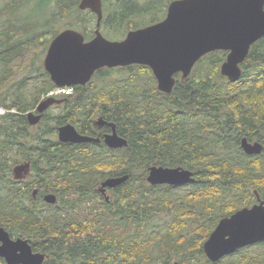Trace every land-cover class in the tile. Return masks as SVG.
<instances>
[{
	"label": "trees",
	"instance_id": "1",
	"mask_svg": "<svg viewBox=\"0 0 264 264\" xmlns=\"http://www.w3.org/2000/svg\"><path fill=\"white\" fill-rule=\"evenodd\" d=\"M171 1L103 0L101 31L109 39H122L131 29L162 20ZM79 2L1 3L0 106L16 107L18 112L0 114V224L12 235L27 238L34 251L47 253L44 264H264V246L244 247L218 262H211L203 252L218 219L245 204L249 193L239 196L216 183L221 162L217 155L239 144L236 126L253 130L246 134L264 140V37L252 45L236 82L220 72L228 54L225 50L205 54L186 79L177 74L171 93L158 89L146 65L104 68L102 75H95L80 89H100L86 92L95 97L87 109L106 105L99 114L116 123L127 146L58 145L52 139L42 144L40 137L52 128L40 125L33 132L24 112L54 86L41 61L61 31L54 24L71 15L67 27L80 30L87 40L95 36L97 15L79 9ZM27 54L29 69L14 80L15 90L9 95L4 84L12 79L14 65ZM106 96L109 100L104 102ZM79 103L68 99L61 105L62 123L73 119ZM233 105L253 108L233 109ZM74 122L85 130L94 129L85 116L74 117ZM22 156L33 159L36 175L25 187L11 175L12 164ZM153 164L188 168L196 174V181L179 187L152 185L147 176ZM54 174L61 185L59 203L45 204L42 191L34 199L33 186H42L43 179ZM124 174L129 178L111 189L107 201L97 190L99 182ZM171 197L178 201L172 203ZM82 206L88 207L87 213L78 212ZM187 232H192L191 237H186ZM179 238L188 239L186 244L183 240L184 247L176 241Z\"/></svg>",
	"mask_w": 264,
	"mask_h": 264
},
{
	"label": "water",
	"instance_id": "2",
	"mask_svg": "<svg viewBox=\"0 0 264 264\" xmlns=\"http://www.w3.org/2000/svg\"><path fill=\"white\" fill-rule=\"evenodd\" d=\"M79 8L97 14L95 37L86 41L79 30L67 28L54 37L44 58L45 69L59 86L86 84L100 68L143 64L152 68L158 88L171 93L177 73L190 75L197 61L215 50H226L228 55L221 64V74L231 82L242 76L241 64L245 62L251 46L264 36V0H174L168 7L164 20L144 28L131 30L122 40H111L101 30L102 0H81ZM53 98L41 102L43 112ZM60 102V101H56ZM41 115L29 114L31 123ZM63 142H88L94 138L80 135L71 124L60 128ZM98 140V139H97ZM111 148L128 144L126 138L114 133L106 136ZM247 152H261L260 143L243 139ZM29 163L14 168L16 178L24 177ZM147 181L152 185H186L195 181L193 172L183 167L151 165ZM129 174L112 176L104 180L102 192L124 183ZM45 199L55 202L54 195ZM109 199V197H108ZM264 240V203L244 208L220 220L204 243V252L212 261H219L238 249ZM0 257L6 264H44L49 255L34 251L28 239L13 238L0 225Z\"/></svg>",
	"mask_w": 264,
	"mask_h": 264
},
{
	"label": "flooded vegetation",
	"instance_id": "3",
	"mask_svg": "<svg viewBox=\"0 0 264 264\" xmlns=\"http://www.w3.org/2000/svg\"><path fill=\"white\" fill-rule=\"evenodd\" d=\"M92 13H95V12L92 11ZM44 67H45V65H44ZM116 67L105 66V67L97 70L93 74L92 79L89 80L86 84H74V85H72L71 92L69 94H63V95L57 90L59 85L52 79L51 74L48 72L51 81L54 83L53 88H51L50 91H48L46 94H44L43 97L40 99V101L37 102V104L33 108L28 109L24 112V116L26 117L27 122L30 125V127H32L33 132H35V129L40 128V125L49 126L50 128H52V131L54 129L53 132L51 131L48 134L44 132V134L40 137L42 144H45L47 139H52V140H55L58 145L60 142L61 143L74 144V145L92 142V143H97L100 145H106L110 149H120V148L125 147V146H123V147H119V148H111L106 143V136L113 134L114 130L117 132V134L119 136L126 138L124 135H122L119 132L115 122H113L111 120H107L101 114H99L100 113L99 110L103 109V107H106V105L104 106L103 103H100V104H97L93 109H87L89 107L88 104L95 102V97L93 95L92 96L86 95V92H95V91L98 92L100 89H98V88L80 89V86L88 85V83L92 82L95 75H102L103 71H100V70H102L104 68H116ZM113 73H116V72H113ZM111 75H117V74H111ZM189 76H187V77H189ZM180 77L182 79L187 78V77L184 78L182 75H180ZM175 78H176V82H177V78H178L177 75H175ZM14 80H15V78L13 76L10 81L8 80L4 84V86H6V85L8 86V88H7L8 93H9V90L13 89L12 92L9 93V95L12 94L15 90V81ZM173 90H174V88H173ZM86 97H88V99H86ZM48 98H53L54 102L52 104H50L43 112H40L38 110L39 104L41 102L47 100ZM68 99L74 100V103H78V102H80V103L77 104V107L75 108V111L73 114L74 115L73 119L70 121H67L65 123H62L63 111L61 109V107H62L61 105L65 101H67ZM57 100L60 102H56ZM108 100H109V98L106 96L104 98V102H107ZM237 107L248 108L249 110H251V108H253V105H237V106L233 105V109H235ZM9 112L10 113H16V112H18V110L16 107L6 108L4 106H0V114L5 115ZM30 113H33L35 116L41 115L40 120L36 123H31L30 119H29ZM246 115L247 116H254V114H252V113H249ZM82 116H85L88 119L90 126L94 127V129H92V130L86 129L85 130L81 126L80 122L79 123L74 122V117L80 118ZM252 121H253V119H252ZM260 122L261 121L258 120V128H256V131H255L257 133H258V131H260V128H259V125H261ZM58 123H60V124H58ZM66 124L73 125L74 128L77 130V132L80 135L94 138V140L88 141V142H74V143L63 142L60 139V128ZM236 128L240 132V133L237 132L238 133L237 136L239 135V144L235 143V145H233V147H232L233 151H224L223 153H218V155H217V157H218L217 159H221V162L218 163L219 166L216 168L217 173H218L216 183H218L220 186H223V187H230L233 192H239V196L241 193H244V192H249L250 194L247 193L245 195V198H246L245 204H243L241 207H238V208L222 215L218 219L216 226L218 225L220 220H222L223 218L230 217L233 214H235L236 212H238L244 208L251 209L255 205H260V204L264 203V140H260L259 138H257L259 136H254L252 138L251 136L246 134L248 132L252 133L253 130H250V129L243 130V129H240L239 126H236ZM229 132H231V131L229 130ZM218 133H219V131H218ZM244 138H246L248 140V142L252 143V144L260 143L262 145V151L261 152H253V153L247 152L244 149L243 144H242ZM216 145H218L219 148L222 147L220 142H218V143L216 142ZM234 146H235L236 150H234ZM36 147H37V145L34 143L33 148H36ZM101 149H105V148L102 147ZM27 163H29L28 172H26L24 174V177L16 178L15 174H14V168L18 165L27 164ZM164 167H178V166H164ZM179 167H182V166H179ZM192 172H193V176L196 177V174L194 173V171H192ZM11 175H12L13 179L16 180L18 182V184L23 186V187L26 186V183H32L33 179L36 177L35 171H34V166H33V159L28 158V157L26 158L25 156H22L19 161L12 164ZM53 178H55V179L52 180ZM107 178H105L104 180H106ZM104 180L102 179L99 182V184L97 186V190L100 193H102L103 196L105 197V199L108 201V197L110 199L111 188L107 187L105 192L104 191L102 192L100 190L102 188V184H103ZM206 180H207V176H206ZM186 185H189V184H186ZM60 186L61 185L59 183L57 176L55 174L50 175L49 177H46L43 179V185L42 186H40V187L37 185L33 186L32 197L34 199H37L40 192L42 191L43 193H42L41 198H42L43 202L47 205H56L61 200ZM171 186H178L179 187V186H185V185H171ZM47 195H54L56 197V201L55 202L47 201L45 199V197ZM216 226L214 227V229L216 228ZM212 231H211V233H212ZM11 236L13 238L19 237V236L12 235V234H11ZM259 246H264V240L257 242L255 244L249 245L247 247L256 248ZM203 252H204V244H203ZM236 252H234V253H236ZM234 253H231L229 255L224 256L219 261H221L225 257L230 256ZM204 254H205V252H204Z\"/></svg>",
	"mask_w": 264,
	"mask_h": 264
},
{
	"label": "rangeland",
	"instance_id": "4",
	"mask_svg": "<svg viewBox=\"0 0 264 264\" xmlns=\"http://www.w3.org/2000/svg\"><path fill=\"white\" fill-rule=\"evenodd\" d=\"M2 2H7V0H0V6H1V3ZM80 9V8H79ZM57 13V12H56ZM55 13V14H56ZM70 19H72L71 18V15H68V16H66L65 18H62V19H60V21H58V23H56V24H54V26H55V29H59V30H63V29H66V28H71V27H67L68 25H69V21L68 20H70ZM0 21H1V19H0ZM112 37V36H111ZM46 54V53H45ZM44 54H42V59H41V61L43 62V60H44ZM30 60H31V57H30V55L29 54H27V55H24V57H22L18 62H17V64L16 65H14V71H15V73L13 74V76H14V78L16 79V78H19L20 76H22L25 72H27V70L29 69V66H30ZM12 92V90H9V93H11ZM2 113V112H1ZM185 168V167H184ZM188 169V168H187ZM181 190H179L178 192H180ZM186 191V190H185ZM170 192H172V193H174L175 192V190H172V191H170ZM171 200H172V203H173V201L174 200H176V202L178 201L177 200V198L175 199L174 197H171ZM163 203V202H162ZM87 210H88V207H85V206H82L81 207V209L78 211L80 214H84V213H87ZM164 214L165 215H169L170 214V212L168 211H165L164 212ZM157 219H158V217H155V221H157ZM164 224H167L166 222H163ZM190 231H191V229H190ZM193 232V231H192ZM192 232H187L186 233V237H191V233ZM172 238V237H171ZM180 241L179 243H180V245L181 246H183L184 247V245L186 244V242H187V240H184V239H181V238H179V239H177L176 241ZM183 240H184V242H185V244L183 243ZM207 240V239H206ZM184 249V248H183ZM182 249V250H183ZM180 252V251H179ZM181 255V254H180ZM172 258H183V255L182 256H178V255H172ZM176 259H174L173 261H176ZM0 264H3V262H2V260L0 259Z\"/></svg>",
	"mask_w": 264,
	"mask_h": 264
},
{
	"label": "built area",
	"instance_id": "5",
	"mask_svg": "<svg viewBox=\"0 0 264 264\" xmlns=\"http://www.w3.org/2000/svg\"><path fill=\"white\" fill-rule=\"evenodd\" d=\"M61 90V92H63V93H65V92H68L69 91V89H66V88H62V89H60Z\"/></svg>",
	"mask_w": 264,
	"mask_h": 264
}]
</instances>
